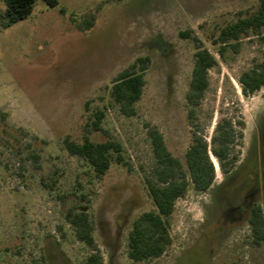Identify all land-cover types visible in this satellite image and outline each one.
Here are the masks:
<instances>
[{
    "label": "rangeland",
    "instance_id": "obj_1",
    "mask_svg": "<svg viewBox=\"0 0 264 264\" xmlns=\"http://www.w3.org/2000/svg\"><path fill=\"white\" fill-rule=\"evenodd\" d=\"M258 3L57 0L49 6L35 0L24 19L0 26V264L82 262L90 248L64 220L80 194L89 199L104 264H264V246L251 244L242 211L264 202V87L246 97L237 81L261 49L248 37L238 52L219 57L207 39ZM186 31L218 59L197 108L200 133L209 141L223 116L244 121L238 161L224 189L233 186L226 197L216 196L226 175L210 155L214 183L203 193L189 187L176 200L169 249L151 262L135 263L126 256V235L133 217L151 208L144 187L153 164L147 126L155 125L180 158L189 143L184 93L194 45L181 35ZM145 56L149 67L137 114L125 116L108 106L102 130L90 133L94 142H119L128 169L113 163L96 177L63 140L82 139L93 110L108 104L112 78Z\"/></svg>",
    "mask_w": 264,
    "mask_h": 264
},
{
    "label": "trees",
    "instance_id": "obj_2",
    "mask_svg": "<svg viewBox=\"0 0 264 264\" xmlns=\"http://www.w3.org/2000/svg\"><path fill=\"white\" fill-rule=\"evenodd\" d=\"M34 1L0 0V26L8 27L24 19L32 10ZM45 1L49 6L57 4V0ZM181 35L190 38L194 45L192 68L184 93L186 119L190 130L189 143L183 158H180L168 149L162 132L155 125L147 126L153 164L150 174L144 176V187L151 208L133 217L126 235V256L135 263L151 262L169 249L172 244L171 216L176 200L184 197L189 187L196 193H203L214 183L216 172L210 155L217 160L221 172L226 175L218 186L216 196L224 192L228 193L233 185L230 184L224 189V184L227 176L235 170L240 153L237 147L242 144L244 127L242 119L220 117L209 141L200 133L197 108L200 107L208 88V71L218 64V59L198 36L187 31ZM248 37L256 38L261 55L259 59H254L252 65L242 71L237 78L241 92L246 97L264 87V0H259L252 11H239L232 21L216 28L207 36L219 57H223L228 50L233 53L238 52L241 40ZM148 67L149 58L145 56L138 57L119 71L111 80L108 104L92 112L89 125L91 129L80 141L68 137L63 140L65 149L70 154L83 159L96 177L100 178L106 174L113 163L128 169L119 142L112 139L94 142L90 138V133L102 130L101 122L108 106H116L125 116L137 114L136 105L143 94ZM221 189L224 190L221 192ZM226 195L223 194V197ZM88 203L89 199L84 194H80L78 202L65 211L64 220L70 225L76 239L90 248L89 254L79 264H104L93 236L95 223ZM246 222L251 244L255 247H263L264 202L249 204L246 210ZM228 264H241V262L234 260Z\"/></svg>",
    "mask_w": 264,
    "mask_h": 264
},
{
    "label": "flooded vegetation",
    "instance_id": "obj_3",
    "mask_svg": "<svg viewBox=\"0 0 264 264\" xmlns=\"http://www.w3.org/2000/svg\"><path fill=\"white\" fill-rule=\"evenodd\" d=\"M247 207H248V206L243 207V210L245 209L244 211H246V210H247ZM231 210H233V209H231ZM231 215H232V214H231ZM232 217L235 218L236 216L234 215V216H232Z\"/></svg>",
    "mask_w": 264,
    "mask_h": 264
}]
</instances>
